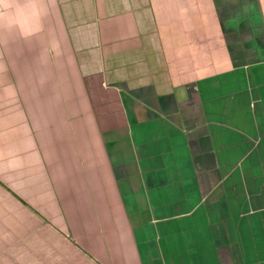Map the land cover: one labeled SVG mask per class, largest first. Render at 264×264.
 <instances>
[{
    "label": "crops",
    "instance_id": "0c3cea01",
    "mask_svg": "<svg viewBox=\"0 0 264 264\" xmlns=\"http://www.w3.org/2000/svg\"><path fill=\"white\" fill-rule=\"evenodd\" d=\"M20 243L264 264V0H0V254Z\"/></svg>",
    "mask_w": 264,
    "mask_h": 264
},
{
    "label": "rangeland",
    "instance_id": "374dc122",
    "mask_svg": "<svg viewBox=\"0 0 264 264\" xmlns=\"http://www.w3.org/2000/svg\"><path fill=\"white\" fill-rule=\"evenodd\" d=\"M14 241L11 242L14 243ZM22 243L19 244L18 248L11 247L7 253L0 254V264H34L38 262L36 256L30 254V244H27V248Z\"/></svg>",
    "mask_w": 264,
    "mask_h": 264
},
{
    "label": "trees",
    "instance_id": "16d2710c",
    "mask_svg": "<svg viewBox=\"0 0 264 264\" xmlns=\"http://www.w3.org/2000/svg\"><path fill=\"white\" fill-rule=\"evenodd\" d=\"M5 188V187H4ZM8 192H10L9 190H8ZM11 193V192H10ZM21 201V200H20ZM22 202V201H21ZM23 203V202H22ZM24 204V203H23ZM27 206V205H26ZM29 208V207H28ZM29 209H31V208H29Z\"/></svg>",
    "mask_w": 264,
    "mask_h": 264
}]
</instances>
